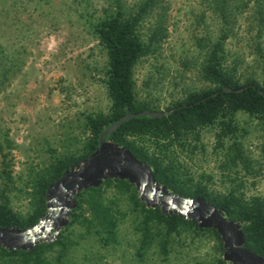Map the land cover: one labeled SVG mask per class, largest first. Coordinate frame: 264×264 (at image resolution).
I'll use <instances>...</instances> for the list:
<instances>
[{"label": "rangeland", "instance_id": "1", "mask_svg": "<svg viewBox=\"0 0 264 264\" xmlns=\"http://www.w3.org/2000/svg\"><path fill=\"white\" fill-rule=\"evenodd\" d=\"M120 1L127 7L141 0ZM111 2L0 0V192L6 188L10 207L18 214L32 208L33 174L61 155H78L89 136L86 115L109 108L103 82L106 52L92 29ZM213 6L212 0H160L143 22V39L155 27L162 28L156 51L140 58L133 69L135 97L153 111H166L188 91L205 86L200 76L203 56L222 32ZM223 26L228 64L235 65L242 78L254 76L264 82V0H228ZM236 119L242 158L227 161L225 150L231 139L217 146V127H204L199 140L174 148L181 177L206 185L213 193L234 190L245 198L264 196L261 125L244 112H238ZM103 189L104 197L116 191L114 186ZM119 203L126 210L125 196ZM134 218L127 211L118 225L117 243L107 245L85 234L80 224L64 227L61 232L77 243L62 264H208L222 258L223 249L213 233L191 227L168 236L167 254L153 243L139 257ZM48 258L56 264L55 251Z\"/></svg>", "mask_w": 264, "mask_h": 264}, {"label": "trees", "instance_id": "2", "mask_svg": "<svg viewBox=\"0 0 264 264\" xmlns=\"http://www.w3.org/2000/svg\"><path fill=\"white\" fill-rule=\"evenodd\" d=\"M159 1L141 0L126 7L120 0H112L109 9H105V13L97 18L92 32L106 52L103 82L110 99L109 108L106 112L86 115L84 128L89 136L83 141L78 155H61L33 174L30 179V211L25 214L13 211L5 195L6 188L2 189L0 227L17 226L24 229L35 224L46 211V188L71 164L86 158L97 147L99 135L108 125L126 112L152 110L146 102L135 97L133 69L140 58L157 49L156 39L162 28L155 27L147 39L142 38L141 30L146 17L154 11ZM212 2L222 20V32L203 56L200 76L205 86L188 91L182 100L166 109V115H143L123 121L108 139L125 146L138 159L149 163L155 179L166 184L173 192L189 197L203 196L215 207L224 210L230 219L244 222L245 247L264 257V196L245 198L234 190L213 193L206 185L192 184L183 179L175 159V147L183 146L190 139L199 140L200 129L213 126L218 129L215 133L217 146L222 147L225 139L232 141L225 150L226 160L235 162L241 159L242 152L237 142V137L242 135L236 119L238 112L256 118L264 136V82H258L254 76L242 78L236 66L228 64L224 47L228 34L227 28L223 26L228 0ZM0 151H3L1 143ZM262 151L264 153V144ZM5 157L3 153L4 165ZM7 166H3L2 172L9 177ZM103 186H114L115 194L104 197ZM122 196L128 201L126 210L120 208ZM127 211L135 216L134 229L139 233V257L153 243L159 246L163 254H167L168 236L189 227L199 233H213L222 249V241L216 230L200 229L196 223L175 213L164 215L159 207L147 208L138 198L133 184L116 178L103 180L98 187H90L76 194V207L70 211L65 230L74 229L80 224L85 234L95 236L104 245L117 243L118 225ZM76 243V239L61 232L55 241L40 242L31 250L9 251L0 247V264H53L48 256L54 251L56 264H62L70 247ZM208 264L228 263L219 257Z\"/></svg>", "mask_w": 264, "mask_h": 264}, {"label": "water", "instance_id": "3", "mask_svg": "<svg viewBox=\"0 0 264 264\" xmlns=\"http://www.w3.org/2000/svg\"><path fill=\"white\" fill-rule=\"evenodd\" d=\"M168 111L126 112L99 135L97 147L86 157L69 166L45 191L46 211L33 225L0 227V247L9 251L31 250L40 242L55 241L69 222L76 207V194L98 187L103 180H127L137 190L147 208L159 207L164 215L177 214L196 223L200 229H214L222 241V259L231 264H264V257L245 247L244 222L230 219L203 196L189 197L170 190L155 179L152 166L134 156L125 146L108 136L123 121L143 115L159 117Z\"/></svg>", "mask_w": 264, "mask_h": 264}]
</instances>
